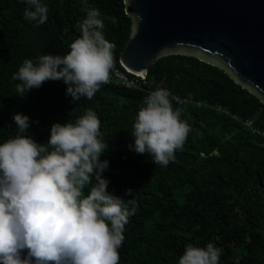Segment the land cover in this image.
I'll return each mask as SVG.
<instances>
[{
    "label": "trees",
    "instance_id": "obj_1",
    "mask_svg": "<svg viewBox=\"0 0 264 264\" xmlns=\"http://www.w3.org/2000/svg\"><path fill=\"white\" fill-rule=\"evenodd\" d=\"M41 3L48 19L37 27L24 19L23 0H0V144L18 135L14 114L29 117L28 135L46 145L53 124L74 123L90 109L108 145L100 157L109 164L102 174L107 192L128 200L131 189L136 200L119 264H178L187 245L208 243L221 249L220 264H264V103L222 69L185 55L158 59L145 89L121 85L111 71L91 100L73 101L62 80L46 81L20 98L13 74L25 59L66 55L87 9L99 10L105 39L115 45L116 65L124 70L120 55L132 26L124 0ZM160 87L194 99L182 105L169 98L174 109H183L180 118L191 131L166 167L129 148L143 99Z\"/></svg>",
    "mask_w": 264,
    "mask_h": 264
},
{
    "label": "clouds",
    "instance_id": "obj_2",
    "mask_svg": "<svg viewBox=\"0 0 264 264\" xmlns=\"http://www.w3.org/2000/svg\"><path fill=\"white\" fill-rule=\"evenodd\" d=\"M23 2L26 21L37 27L47 21L41 0ZM78 28L80 36L66 55L23 61L12 76L20 98L46 81L62 80L73 101L91 100L109 82L115 45L105 39L99 10L87 9ZM170 95L164 88L147 94L133 125L134 145H129L164 167L191 131ZM13 121L18 135L0 144V264H119L118 249L136 200L131 189L125 193L133 196L128 200L107 192L109 181L102 174L109 164L100 157L108 145L100 138L96 113L89 109L74 123L53 124L46 145L28 135L29 117L14 114ZM220 256L212 243L189 244L178 264H220Z\"/></svg>",
    "mask_w": 264,
    "mask_h": 264
},
{
    "label": "water",
    "instance_id": "obj_3",
    "mask_svg": "<svg viewBox=\"0 0 264 264\" xmlns=\"http://www.w3.org/2000/svg\"><path fill=\"white\" fill-rule=\"evenodd\" d=\"M132 20L120 63L145 89L156 61L195 57L264 103V0H124Z\"/></svg>",
    "mask_w": 264,
    "mask_h": 264
},
{
    "label": "built area",
    "instance_id": "obj_4",
    "mask_svg": "<svg viewBox=\"0 0 264 264\" xmlns=\"http://www.w3.org/2000/svg\"><path fill=\"white\" fill-rule=\"evenodd\" d=\"M114 56V55H113ZM112 73L114 75V77L116 78V80L123 86H126L128 88H141V85H140V81H141V77L138 76V75H134L132 74L131 72H129L128 70H126L124 68V70L120 69L117 65H116V62H115V59H114V66L112 68ZM133 75V76H132ZM160 88H164V89H167L165 87H160ZM171 95L169 98H171L174 102L178 103V104H187V103H190V102H193L194 99L192 97H182L174 92H172L171 90L167 89ZM152 91H155V90H152ZM152 91H149L148 93L152 92ZM197 104L199 106H201V102H197ZM246 124L251 127L252 126V123L251 121H247ZM254 130V129H253ZM257 131V130H254V132ZM264 135V132L262 133Z\"/></svg>",
    "mask_w": 264,
    "mask_h": 264
}]
</instances>
